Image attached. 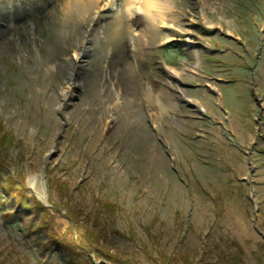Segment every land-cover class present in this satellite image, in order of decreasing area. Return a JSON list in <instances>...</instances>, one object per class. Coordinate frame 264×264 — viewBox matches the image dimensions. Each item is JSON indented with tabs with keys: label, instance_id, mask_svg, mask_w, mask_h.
<instances>
[{
	"label": "rangeland",
	"instance_id": "1",
	"mask_svg": "<svg viewBox=\"0 0 264 264\" xmlns=\"http://www.w3.org/2000/svg\"><path fill=\"white\" fill-rule=\"evenodd\" d=\"M16 2L0 0V264H264V0H172L173 29ZM84 33L90 73L72 65Z\"/></svg>",
	"mask_w": 264,
	"mask_h": 264
},
{
	"label": "bare ground",
	"instance_id": "2",
	"mask_svg": "<svg viewBox=\"0 0 264 264\" xmlns=\"http://www.w3.org/2000/svg\"><path fill=\"white\" fill-rule=\"evenodd\" d=\"M116 1H118V0H106V4H104V7H102V9H101L98 5L99 3L96 5L98 0H94L95 5H93V2L91 0H82L79 3H75L74 0H66L64 12L68 17L71 15H75L76 17H80L81 19L79 22L81 23L82 21H84L86 19V14L88 13V11L91 8H94L96 15H94V17H93L94 18L93 23H96V24L100 23L102 21H105L107 19H112V18L117 23H121V22L124 23V20H125L124 14H128L127 20H129V19L133 18L132 16H134L135 13H137V14L144 13V14H146L145 15L146 19L148 20L151 28L154 26L156 27L157 25L172 28L170 26H172V23H173L172 21L175 20V17L172 16L171 14H169V12H171V9H172V7H171L172 0H140L138 6H136L137 0H123L124 1V2L122 1L124 3L123 5L117 4ZM19 3H22V0H17L16 4H19ZM114 3H116V4H114ZM75 4H77L78 6H75ZM19 5H21V4H19ZM122 7H125V9H124L126 11L125 13L122 12V10H121ZM118 8L120 10L119 13L117 11ZM98 9L100 11H98ZM202 15L203 14L200 13V17H202ZM191 20H192V18H190V21ZM76 23H78V21ZM153 31H155V30H153ZM151 32L152 31H150V29H146L144 31V36H149ZM174 34L176 36V33H174ZM174 34L172 36L171 35L166 36L165 43L169 42L170 40H174L175 39ZM87 37H88V33H86V34L84 33V35L82 36L81 41L79 42L78 46L75 47V49L77 48V51H79V52L74 53V62H73L74 64H72V65L74 66L76 61L79 60V61H81V64L82 63L85 64L84 65L85 67L83 66V68L86 70V72L90 73L92 70L91 68L93 67L92 66L93 62L92 61L91 62L85 61L88 58L81 60V58L86 57L87 54H89L92 50L91 46H86V44L88 43ZM122 57H123L122 54H119V58H122ZM123 60H124V58H123ZM98 62L100 65L99 60H98ZM161 67H162V65H161ZM71 68H70V71L67 72V74H66V84H68V86L71 84H74V82H72V79H71V77H72L71 76L72 75L71 74L72 73ZM163 72L165 73V76L167 77V79L172 78L171 72L166 73L165 70H163ZM148 99L151 103H153V100H151L150 98H148ZM199 111H202V109L199 108Z\"/></svg>",
	"mask_w": 264,
	"mask_h": 264
}]
</instances>
